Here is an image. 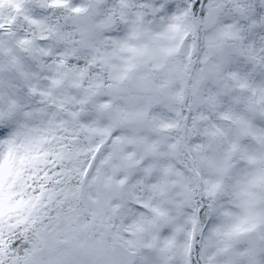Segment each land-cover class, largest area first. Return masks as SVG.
<instances>
[{"label":"snow or ice","instance_id":"snow-or-ice-1","mask_svg":"<svg viewBox=\"0 0 264 264\" xmlns=\"http://www.w3.org/2000/svg\"><path fill=\"white\" fill-rule=\"evenodd\" d=\"M0 264H264V0H0Z\"/></svg>","mask_w":264,"mask_h":264}]
</instances>
